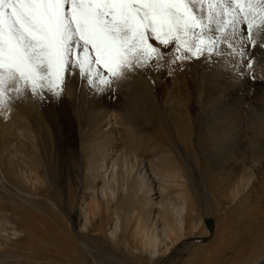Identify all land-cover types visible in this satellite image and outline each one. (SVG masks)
<instances>
[{
    "label": "rangeland",
    "instance_id": "374dc122",
    "mask_svg": "<svg viewBox=\"0 0 264 264\" xmlns=\"http://www.w3.org/2000/svg\"><path fill=\"white\" fill-rule=\"evenodd\" d=\"M240 29L243 31L244 25ZM151 43L165 53L159 66L150 60L148 65L151 66L127 76L126 80L132 77L131 80H118L110 88L96 77L95 70L91 75L95 84H90L89 77L79 74L75 67L57 77L76 122L86 130L82 138L76 131L68 137L62 125L50 124L58 123V116H46L43 101L29 91L31 81L23 94H30L29 99L38 102L35 105L30 101L20 104L18 94L13 91H5L0 96V264H210L218 257L225 260V264H264V48L242 42L239 35L231 41L232 48L221 44L212 55H208L206 36L201 45L203 54H195V49L187 52L183 47L177 52L171 45L165 48L155 40ZM183 55L190 58L173 62L175 56ZM213 61L220 64L215 66L217 70L212 69L215 68L211 66ZM249 62L251 67H248ZM210 69L216 72L217 83L227 85L224 93L217 85L212 86L214 91L223 93L226 104V108L217 107L222 111L219 116L227 127L234 129L222 144L225 152L215 150L212 141H207L205 127L201 128L207 120L199 113V87ZM100 71L112 79L102 65ZM187 73L193 75L191 97L195 115L190 132L184 135L187 145L178 143L164 116L161 118L168 141L160 140L159 135L151 132L149 125L154 124L151 121L147 125L141 122H133L131 127L126 125L129 126L125 128L127 135H135L128 140L136 142V146L126 152L137 156V168L130 170L126 177L124 174L119 177L120 185L114 190L115 194L102 199L99 190L107 188L106 175L112 176L110 171L106 174L111 158L93 155L90 146H94V125L84 121L89 104L92 101L118 104L123 101L120 90L126 85L129 92L127 83L140 77L156 89L158 105L168 107L171 93L174 100L177 98L172 80H180ZM54 75L53 71L52 83ZM64 76L67 87L61 83ZM50 86L54 89L55 84ZM84 87L87 88L85 98L92 101L87 105L83 98L86 106L79 105L81 110L77 112V103L72 99L76 92L80 95ZM43 91L44 97L50 95L48 89ZM202 93L203 97L207 96L203 89ZM121 127L113 130L117 138H121ZM84 141L85 151L80 146L82 143L83 147ZM54 144L62 146L65 160L53 169L50 178L41 171V182L34 183L23 171L28 167L37 170L39 165L44 170L40 148L50 149ZM119 146L121 150L123 145ZM6 147L16 154L11 158L12 165L9 161L3 164L1 160ZM34 149L38 157H34ZM140 173L144 177L145 191L141 205L135 207L134 203L140 198L135 181ZM68 188L71 189L70 199ZM95 192L99 193L101 204L97 213L88 208ZM141 206L144 228L152 230L156 224L163 241L156 252L154 248L149 250L137 232L139 219L134 210ZM175 206L181 208L182 213L175 210ZM115 222H119L117 228H114Z\"/></svg>",
    "mask_w": 264,
    "mask_h": 264
},
{
    "label": "snow or ice",
    "instance_id": "6c2138e0",
    "mask_svg": "<svg viewBox=\"0 0 264 264\" xmlns=\"http://www.w3.org/2000/svg\"><path fill=\"white\" fill-rule=\"evenodd\" d=\"M262 34L264 0H0V96L13 91L19 98L29 81L32 95H41L46 81L48 91L60 95L50 77L73 67L90 84L96 83L91 78L95 70L110 88L151 66L150 60L159 66L165 53L153 40L177 52L183 47L203 54L206 36L212 55L221 44L232 48L237 35L264 48ZM188 58L175 56L173 62ZM61 83L66 86V77Z\"/></svg>",
    "mask_w": 264,
    "mask_h": 264
},
{
    "label": "bare ground",
    "instance_id": "6f19581e",
    "mask_svg": "<svg viewBox=\"0 0 264 264\" xmlns=\"http://www.w3.org/2000/svg\"><path fill=\"white\" fill-rule=\"evenodd\" d=\"M211 59H212V57L209 60L211 61ZM219 65L220 64H218L216 62L214 64V61H213V64L211 66L215 67V66H219ZM216 68L217 67L212 68V69L217 70ZM212 69L209 70V72H208L209 75H207V78H202L203 81L201 82L200 87H199L201 92H200V96L198 98V101H199L198 104L201 105L200 109H199V113L201 114L202 117H205V120H207V122H205L204 126H201V128L205 127V129H206L205 132L207 133V134L206 133L205 134L208 137L207 141L211 140L212 144H213V148L215 150H217L218 152H220V151L224 150V147L222 146V144L224 145L227 138L229 139L230 134L232 133V131L234 129L227 127L225 121L221 118L222 116H219V114H222V111H218L217 107L223 105L226 108V106H225L226 104L224 103V101H223L224 98L222 96L224 93L223 91L226 90L227 85L225 86L226 82H225V84H224V82L223 83L222 82L217 83V81H218L217 77L218 76L216 75V72H214ZM191 75L192 74L187 73L184 76L182 75L181 76L182 79H180V80H176V79L172 80L173 93L176 94L177 98L174 100L173 94L171 93V96L168 99V107L161 104L162 108H161V106H159L160 101L159 102L156 101L159 99L155 98L157 91H156V89H154V86L151 85V87H150L149 84L146 81H143L144 79L143 80L140 79V77H138V79L136 77V79H133L132 82L127 83L129 86V89H130L129 92H126L127 91L126 85L124 86L123 89L120 90V92H121L120 94H121L123 101H120V102L118 101V104L117 103L112 104L111 101H103V102H100L97 104V103H95V101H92V100H89L88 98L87 99L85 98V96H86L85 93L87 91L86 87H84L83 89L78 88V89L82 90V91L81 90L79 91L80 95H77L78 93L76 92V94H74V97L72 99V102L76 101V103H77V105H76L77 112H79L81 110V108H79V105L80 106H86L85 104L88 105L90 103V101H92V103L89 104L90 109H89V112L86 115L87 117H85L84 121L90 122L91 124L94 125V132L92 134L94 146H92V144L90 146V147H92L91 150L93 152V155L94 154H102V155L106 156V158H111L110 165L106 166V169H107L106 174L108 173V171H110V172H112V176L110 175L111 176L110 177L109 175H106L105 183H106L107 188L101 187L99 190L101 193L102 199L107 198L109 194H111V195L113 193L115 194L114 190L116 189V187L118 185H120V183L118 182L119 177H123L122 176L123 174H124V176L129 175L130 170L134 171V169L137 168V163H138L137 162V156L133 155V154H128V152H126V150L128 148H132V146H136V142H133L134 140L133 141H131L132 139L128 140V137H134L135 135H133V136L129 135L128 136L126 133V129H125L127 127L129 128V126L131 127L133 122L134 123L141 122L142 124H146V125H147V123L149 124L150 121L153 122L154 123L153 125H151V123L149 125V127H151L150 128L151 132L156 136L159 135L158 138L160 140H167L168 139L167 133H164L163 122H162V118H161V116H164L169 131L174 132L177 136L176 138H177L178 143L182 144L184 146V143H185L183 140L185 137L184 135L185 134L188 135V133L190 132V126H191V123L193 122L192 120L194 119V116H195L194 112H193L194 111V105L192 103L193 100L191 97L192 96L191 90L193 89L192 88L193 87V84H192L193 75H192V79H191ZM65 76H67V75H65ZM51 77H52V75H51ZM54 77L56 80L53 79V83H51V84H55L53 91L61 92V94L54 96L53 93H50V91H47L50 95L46 94V96L44 97L43 96L44 91L42 90V94L39 95L40 99L43 101V109L42 110L47 112L46 113L47 117L51 118V115L52 116L54 115L55 116L54 118H57V116H58V123L54 124V122H51L50 124L52 126H56V125L60 124L63 126V129L68 132V134H69L68 137H71L74 134V132L76 131L75 134L77 133L78 137L82 138L83 135L84 136L86 135V130L83 131V129H82L83 126H81L80 124L78 125V123L76 122V119H75L76 115L69 109L70 105L68 106V103L66 101V94H63V88L61 91V85L59 84V80H57V76L54 75ZM153 78L155 79L154 76H153ZM131 79H132V77H129V79H127V80L129 81ZM158 79H160V78H158ZM124 80L127 81L126 79H124ZM152 80H151V82H152ZM74 81H76V80H74ZM68 84H69V82H68ZM46 85H48L47 81H46ZM214 85H217L219 87L220 91L223 93L220 94L219 92L214 91L213 87H212ZM63 86H65V85H63ZM70 86H73V84H71ZM37 88L39 89V87H37ZM45 88L48 89L47 87H45ZM201 88L207 94L206 97L202 96L203 93H202ZM64 90H66V88H64ZM29 91H30V89H29ZM215 92L217 94H214ZM29 95L23 94L22 96H20L18 98V100H19L18 102L20 104H23V103H26L25 101H30L31 104H34V105L36 103H38L33 98H32L33 100H30ZM83 98H85V104L82 103ZM203 100H205L207 103H204ZM50 103L52 105L51 107H50ZM73 107L75 110L74 105H73ZM201 107H202V111H200ZM160 108H161V112H159V110H158ZM83 109H85V108H83ZM76 110H75V112H76ZM163 111H164V113H163ZM160 113H163V114H160ZM227 115L229 116V114H227ZM78 116L80 117L81 115H78ZM209 118H211L213 120L210 122ZM218 119H220V120L217 121L216 123H212L213 121L218 120ZM227 119H228V121H230V118L227 117ZM82 124H83V121H82ZM119 125L122 126V127L120 126L121 127V134H120L121 138H117L118 134L116 135L117 132H114L115 131L114 128H120ZM126 125H129V126H126ZM89 128H90V125H89ZM104 129H105V131H104ZM201 131H202V129H201ZM20 132H21V129L19 130V135L21 136ZM68 137H67V139H69ZM89 137H87V138H89ZM190 139H192V138H190ZM84 143H85V141H84ZM254 144H255V146H257V143L254 142ZM54 145L52 146V147H54V149H52V147L50 149L48 147L47 148L42 147V149L40 148V151H41L40 153H42V155H43V163H44V168H45L44 170H41V166L38 164L39 166H38L37 170H32L31 168L26 166V167H28L27 171L26 172L23 171L24 175H27L28 178H32L33 181H35L34 183L41 182L40 181L41 180V175H40L41 171L45 175H47V178H50L51 173H53L52 172L53 169L55 167H58L60 162L65 160L62 146H60V144L55 145V146ZM88 145H90V144H88ZM119 145H123L121 150L118 148V147H120ZM80 146H81L83 151H85V149L87 150V148H86L87 144L86 143L83 144V147H82V143ZM226 150H227V148H226ZM223 152H225V151H223ZM223 152H221V153L224 154ZM34 153H35L34 157H36V156L38 157V151L34 149ZM1 156H2L1 160L4 162L3 164H5V162H7V161H9L11 164V158L16 157V154L12 153L10 151L9 147H6L3 149V153H1ZM224 156H226V154ZM215 157H217V156H215ZM217 161L218 160H216L215 162H217ZM221 161H224V160H221ZM120 163H122V165H120ZM207 164H208V162H207ZM205 166H206V164H205ZM56 181L58 183V181H59L58 176L56 177ZM135 183L137 185V187H135L136 192L138 189L140 198L138 200V203L136 201L134 203V205H135V207H138L142 203L141 195L145 191V183H144V177H143L142 173H140V175L136 179ZM57 189L58 188L56 186V190ZM41 190H42V188H41ZM67 194H68L69 199H70L71 198V189L70 188H68ZM98 194H99L98 192H95V194L93 196L94 199L91 200L88 204L89 210L90 211L92 210V212L96 211V213L98 212V210L101 206V204L99 205L100 199H99ZM175 207H176L175 210H180L182 213L183 210L181 208H179L177 206H175ZM142 210H143L142 206L140 208H138V210L137 209L134 210V215L135 216L137 215L138 216L137 219H139L138 225H137V232L139 234V238L141 237L142 242H144V244L149 248V250H152L154 248V252H156L157 251L156 249L160 245H162L163 241L160 239V235L156 231L157 230L156 224L154 225V228H152V230H150L151 228L149 230L144 228L143 221H142V219H143L142 218V214H143ZM90 213L91 212H89V215H90ZM89 215H87V216L89 217ZM41 221H42V219H41ZM86 221H87L86 224H88V220H86ZM45 223H47L46 220H45ZM117 223H119V222H117ZM117 223L115 222L116 225L114 228H117V226H118ZM114 231L115 230H113L111 233V235L113 237L115 234ZM164 235H165V233H164ZM44 240H46V239H44ZM210 264H225V260L218 257L213 261V263H210Z\"/></svg>",
    "mask_w": 264,
    "mask_h": 264
}]
</instances>
